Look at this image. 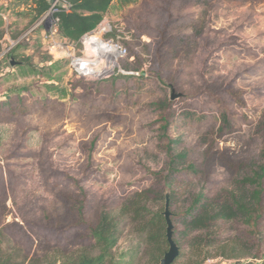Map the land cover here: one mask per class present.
I'll return each mask as SVG.
<instances>
[{
  "label": "rangeland",
  "instance_id": "374dc122",
  "mask_svg": "<svg viewBox=\"0 0 264 264\" xmlns=\"http://www.w3.org/2000/svg\"><path fill=\"white\" fill-rule=\"evenodd\" d=\"M19 13L16 20L8 18L10 29L0 43L2 50L10 40L19 39L10 49L19 64L0 72V101L11 99L16 111L12 114L6 105L0 106V230L11 233L8 225L14 223L13 228L24 229L52 225L53 216L63 209L61 196L71 191L68 178L79 180L96 206L107 205L118 215L123 201L147 186L153 171L164 168L151 106L162 100L170 102L175 117L170 134L178 139L177 151L195 146L191 159L206 166L207 174L193 179L192 185L213 197L237 190L214 156L208 162L211 150L206 148H228L236 159L254 154L260 144L255 129L264 119V0H214L211 6L180 0H114L103 19L119 33L117 40H131L124 30L129 19L145 33L141 41H149L152 48L158 38L155 28L169 18L172 43L160 60L153 61L135 41L134 49L145 59L138 72L122 68L133 59L127 50L110 77L93 80L78 78L63 56L65 47L72 45L77 51L78 43L51 34L41 24L36 30L43 31L46 40L37 44L32 39L35 29L30 30ZM199 25L200 34L192 36ZM54 41L63 49L50 51ZM8 59L1 58L0 67ZM128 75L141 77L137 103L135 83ZM79 80L82 83L75 85ZM214 81L218 84L213 88L231 84L241 91L244 105L223 92L216 95L221 102L214 101L207 94ZM126 85L132 96L127 104ZM22 95L26 112L17 106ZM220 113L229 115L235 131L217 138ZM117 225L114 253L122 258L121 264H148L145 233L127 215L118 216ZM259 228L256 239L247 226L234 223L212 230L216 242L210 249L216 256L204 264L244 259L264 264V222ZM0 241L5 247V238L0 236Z\"/></svg>",
  "mask_w": 264,
  "mask_h": 264
},
{
  "label": "trees",
  "instance_id": "16d2710c",
  "mask_svg": "<svg viewBox=\"0 0 264 264\" xmlns=\"http://www.w3.org/2000/svg\"><path fill=\"white\" fill-rule=\"evenodd\" d=\"M31 1L33 22L48 10L50 0ZM64 1L68 7H62L56 13L59 18L57 33L69 42L79 44L80 37L95 29L102 21L114 0ZM213 2L214 0H180V3L200 6H211ZM168 19L155 28L158 38L153 41L152 48L149 41H141V36L145 33L133 24V20L126 19L128 23L124 22V30L131 40L122 37L121 43L129 50L133 59L124 64L123 69L138 72L145 60L143 53L153 61L162 58L165 47L172 43ZM198 29L199 32L192 36L200 34L202 25H199ZM118 35L116 29H113L107 37L111 36L116 40ZM135 41L142 44L143 53L134 49ZM126 77L135 83L137 95L133 100L137 103L141 98V77ZM81 83L79 80L75 85ZM216 84L218 82L214 81L211 87L207 88V94L211 95L214 101L221 102L216 95L223 92L238 105H244L241 91L232 88L231 84L213 88L212 85ZM124 93L127 95L123 100L127 104L132 97L127 85ZM16 101L19 110L26 112L27 101L24 96L17 97ZM4 105L10 113H16L12 108L11 99L0 101V106ZM151 106L156 114L157 147L165 156L164 168L152 172V181L127 197L121 204L118 215H114L107 205L96 206L79 180L68 178L65 182L70 181L66 184L70 185L71 191L61 196L63 209L60 214L53 216L52 225L31 224V229H24L13 228V225H17L14 223L8 225L13 232L4 233V229L0 230V236L6 240L5 247L0 241V264H121L122 258L116 257L114 253L120 233L117 225L120 215H127L137 224V228L145 233V241L150 247L148 264H158L166 252L165 248L169 247L163 214L168 190L172 239L179 248V254L172 264H204L216 256L210 249L216 242L211 232L228 222L247 226L251 238L259 237V226L264 222V119L255 129L260 144L254 154L235 159L228 148L214 149L212 145L206 148L211 150L207 154L208 162L209 158L214 156L212 160L230 174L237 189L213 197L202 187L196 188L192 185L193 179L207 174V169L191 159L196 150L195 146L177 151L178 139L170 134L175 124L170 102L157 101ZM218 121L219 126L215 131L217 138L235 131L227 113H220ZM207 166H210V163ZM252 244L259 245L254 240ZM233 264L259 263L254 259H244Z\"/></svg>",
  "mask_w": 264,
  "mask_h": 264
},
{
  "label": "built area",
  "instance_id": "2783aa9c",
  "mask_svg": "<svg viewBox=\"0 0 264 264\" xmlns=\"http://www.w3.org/2000/svg\"><path fill=\"white\" fill-rule=\"evenodd\" d=\"M62 7H68L64 0H53L50 2L48 10L39 18L36 27L44 24V28L50 31L51 34L59 35L57 33L59 18L56 13ZM111 32V24L103 19L95 29L84 33L80 37L77 51H72V45L65 47L63 56L69 59V65L78 78L86 80L108 78L118 65V59L126 56L127 49L119 40L106 37ZM18 40H10L9 45L5 49L0 50V59L8 57V62H11L10 49ZM62 47H64L62 43L54 41L48 49L52 51L63 49ZM9 63L0 67V72L4 73L10 67L12 68L13 66Z\"/></svg>",
  "mask_w": 264,
  "mask_h": 264
},
{
  "label": "crops",
  "instance_id": "0c3cea01",
  "mask_svg": "<svg viewBox=\"0 0 264 264\" xmlns=\"http://www.w3.org/2000/svg\"><path fill=\"white\" fill-rule=\"evenodd\" d=\"M111 6V5H110ZM12 11L15 12V15L13 17ZM20 12V13H19ZM20 14V19L23 20L26 23H29L30 30L34 27V31L32 32V39L37 40L38 43L45 42V34L43 31L38 32L36 30V23L39 20V18L35 21L32 22V18L34 16V11H33V4L31 0H0V17L3 20V24L0 25V31L2 32V36L0 37V43L6 39L7 35V30L10 28L8 27V18L11 20H16L19 18ZM106 14L104 15L103 18H105ZM39 33V34H38ZM23 54L27 55L28 50H22L21 51Z\"/></svg>",
  "mask_w": 264,
  "mask_h": 264
},
{
  "label": "water",
  "instance_id": "95a60500",
  "mask_svg": "<svg viewBox=\"0 0 264 264\" xmlns=\"http://www.w3.org/2000/svg\"><path fill=\"white\" fill-rule=\"evenodd\" d=\"M53 0H50L49 2H52ZM11 65L15 66L19 64L18 62L11 60ZM142 73V71H141ZM172 98H174V95H172ZM165 221H166V238L169 244L168 250L164 253L163 257L159 260L158 264H172L174 260L177 258L179 254V248L177 244L172 239V221L170 218V211H169V190L167 191L165 195V205H164V211H163Z\"/></svg>",
  "mask_w": 264,
  "mask_h": 264
}]
</instances>
